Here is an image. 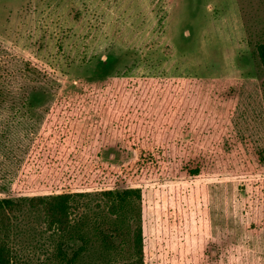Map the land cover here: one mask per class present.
Returning <instances> with one entry per match:
<instances>
[{
    "label": "rangeland",
    "instance_id": "rangeland-1",
    "mask_svg": "<svg viewBox=\"0 0 264 264\" xmlns=\"http://www.w3.org/2000/svg\"><path fill=\"white\" fill-rule=\"evenodd\" d=\"M261 41L264 0H0V96L7 95L0 98V134L12 133L0 146V195L49 193L67 181L56 177L69 167L88 173L86 143L103 123L99 115L111 125L114 109L131 111L144 127L141 145L168 143V161L140 165V150L113 131L104 136L112 147L102 150L96 177L103 187L141 188L142 198L123 213L129 225L122 231L142 226L146 264H264V166L178 174L185 159L209 149L241 165L258 159ZM67 107L85 116L73 119L82 133L66 153L75 166L58 169L39 157L37 143L54 122L48 117ZM232 125L254 145L224 132ZM229 140L239 149L222 150L218 144ZM80 214L103 229L113 218L96 192ZM45 227L39 211L19 214L12 245L20 264H72L57 255ZM96 245L78 264L129 255Z\"/></svg>",
    "mask_w": 264,
    "mask_h": 264
},
{
    "label": "trees",
    "instance_id": "trees-1",
    "mask_svg": "<svg viewBox=\"0 0 264 264\" xmlns=\"http://www.w3.org/2000/svg\"><path fill=\"white\" fill-rule=\"evenodd\" d=\"M2 51L6 52V49L3 48ZM255 56L264 68V41L256 44ZM29 63L26 60V65ZM6 96L4 95V90L1 91L0 98H5ZM11 108L15 109V107ZM114 110V114L109 119L111 125H107L103 114H100L98 120L103 123L98 127L97 134L87 140L86 145L88 146L91 159L88 173L84 172L81 176V173L79 172L78 175L77 172L79 169L72 170L69 167V170H64L61 176L56 177L59 181L65 180L62 176L66 177L67 181L54 184L53 190L49 193L19 194L13 197L0 195V264H20L12 245V233L16 220L19 219V214L26 210L39 211L42 214V219L46 226L45 233H48V237L56 241L57 255L65 261L72 264L80 263L85 256L92 252V248L97 246L96 243L98 242V245L107 252L122 251L125 248L129 251L127 258L109 260L108 264H146L145 238L142 226L137 225L131 231H128L127 235L122 231V227L129 225L123 213H126L129 208H134V202L142 198V190L140 187L130 185L122 188L117 186L103 187V183L96 177L97 172L101 168L98 159L101 158L103 149L112 147V144L110 145L108 141H105L104 136L111 135L113 131L115 134L118 133L119 136H124L131 144V148L140 150L139 163L144 167L159 166L160 163L168 161L169 158L166 155L170 153V146L168 143H161L149 148L143 147L141 145L143 139L141 131L144 127L141 123L139 124V120L133 117L131 111ZM70 111L71 109L68 107L65 109L58 108L57 111H54L57 118L48 117L49 121L54 122L46 127L37 143L39 157L43 158L47 165H55L58 169L67 165L75 166L71 161H68L66 153L76 146L82 133L76 126L73 127V123L76 122L73 119L80 120L81 117L85 116V113H71ZM67 113H71L72 116L69 117ZM174 122L177 123V120ZM178 127L181 128L180 125ZM224 132L235 139L247 140L254 145L253 141L246 138L239 127L228 126L225 127ZM11 134V131L0 134V146L6 147V141L10 140L8 138ZM239 136H242V138ZM235 142L240 143L242 141ZM218 145L227 153L239 149V146L230 140L221 142ZM253 148L256 151V147ZM217 153L220 154L219 149L217 151L209 149L203 153L199 152L196 154L197 156L188 157L179 167L178 174L190 177L200 176L207 169L223 168L221 165H225L227 170L231 171L242 166L243 168L264 166V147L257 149L258 159L250 160L249 162L243 161L244 165H241L237 160L234 161L226 157L217 159ZM69 156L71 160H75L72 151ZM77 161L78 159L74 163L77 164ZM78 178L80 183L75 184V180L77 181ZM5 190H7L6 187H2L1 191ZM91 192H96L98 197L105 202L109 214L113 217L110 222H107L108 226L106 228L108 229H103L95 224L90 225L88 214L76 216L79 208L84 204L86 197ZM117 238H121L118 243H116ZM75 242H80L77 247H75ZM66 247L72 249L71 256H68ZM87 258L93 257L90 255Z\"/></svg>",
    "mask_w": 264,
    "mask_h": 264
}]
</instances>
